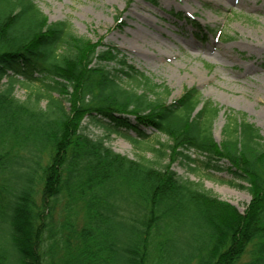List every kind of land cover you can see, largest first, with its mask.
Listing matches in <instances>:
<instances>
[{
    "label": "trees",
    "instance_id": "trees-1",
    "mask_svg": "<svg viewBox=\"0 0 264 264\" xmlns=\"http://www.w3.org/2000/svg\"><path fill=\"white\" fill-rule=\"evenodd\" d=\"M4 79L0 264H264V138L246 114L228 111L217 142L220 108L197 88L168 102L117 46L49 22L35 0H0ZM92 126L145 140L152 128L169 161L116 152ZM178 160L245 182V210L179 175Z\"/></svg>",
    "mask_w": 264,
    "mask_h": 264
},
{
    "label": "rangeland",
    "instance_id": "rangeland-1",
    "mask_svg": "<svg viewBox=\"0 0 264 264\" xmlns=\"http://www.w3.org/2000/svg\"><path fill=\"white\" fill-rule=\"evenodd\" d=\"M49 22L66 21L74 33L117 46L134 70L169 89L176 100L191 87L220 110L213 123L217 142L228 111L247 115L264 138V0H35ZM115 66V63L111 64ZM13 94L25 99L30 88L16 77ZM127 83L128 80H126ZM9 85L8 79L0 90ZM45 103V102H44ZM148 138L135 139L90 127V134L132 159L141 155L164 164L169 156L153 149L166 135L145 128ZM129 135L137 133L129 131ZM179 175L203 183L243 212L251 199L247 184L229 183L227 172L209 176L176 161Z\"/></svg>",
    "mask_w": 264,
    "mask_h": 264
}]
</instances>
